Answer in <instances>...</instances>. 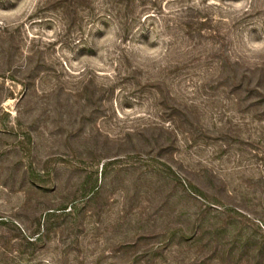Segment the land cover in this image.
I'll return each mask as SVG.
<instances>
[{"label": "rangeland", "instance_id": "obj_1", "mask_svg": "<svg viewBox=\"0 0 264 264\" xmlns=\"http://www.w3.org/2000/svg\"><path fill=\"white\" fill-rule=\"evenodd\" d=\"M0 264H264V0H0Z\"/></svg>", "mask_w": 264, "mask_h": 264}, {"label": "trees", "instance_id": "obj_2", "mask_svg": "<svg viewBox=\"0 0 264 264\" xmlns=\"http://www.w3.org/2000/svg\"><path fill=\"white\" fill-rule=\"evenodd\" d=\"M59 209L64 211V210L67 209V207H65V206L64 207H60ZM71 209H72V207L69 208V211H71Z\"/></svg>", "mask_w": 264, "mask_h": 264}]
</instances>
